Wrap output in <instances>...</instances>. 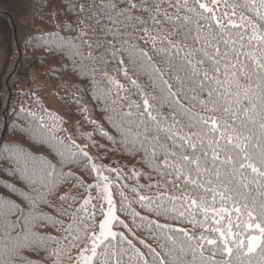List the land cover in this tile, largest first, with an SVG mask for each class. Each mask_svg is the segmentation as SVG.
Returning <instances> with one entry per match:
<instances>
[{"label": "trees", "instance_id": "trees-1", "mask_svg": "<svg viewBox=\"0 0 264 264\" xmlns=\"http://www.w3.org/2000/svg\"><path fill=\"white\" fill-rule=\"evenodd\" d=\"M201 2L212 7L210 0ZM26 3L27 11L0 3V15L16 27L4 80L6 96L2 100L0 92V193L9 194L5 184H11L28 197L36 198L37 192L45 194L48 203L37 198L36 214L45 219L34 224L31 231L36 235L28 241L23 238L21 225L6 229L0 218V264H76L79 251L98 231L104 215L105 202L99 187H95V171L89 155H83L87 152L68 136L60 116L40 100L37 82L51 85L57 101L76 118L79 134L89 148L101 154L107 163L118 219L113 224L115 238L109 237L97 252L110 243L122 255L124 264H143L144 260L154 264L150 251L153 249L164 258L165 264H172L168 250H174V255L183 261L200 264L199 254L193 261L191 251L187 250L189 244L197 242L189 237L216 238L218 233L212 228H226L229 219L235 222L237 214L232 211V202L221 198V193L227 194L231 186L223 179V168L220 180L209 172L201 179L203 188L187 185L186 177L177 178L173 169L166 168L164 149L154 139L159 135L160 143L169 151L179 152L183 149L173 148V141L163 139L166 132L157 129L171 128L168 135L178 130L180 134L189 131L183 127L189 118L181 114L169 95L167 84L173 86L171 91L177 93L180 105L192 113L228 119L222 113L205 110L200 102L208 100L207 89L199 92L185 79L186 73L177 70L185 53L181 50L177 54L168 41L190 48L195 25L187 23L186 28L177 32L167 23L129 21L126 19L129 13L119 15L127 7L124 0H26ZM110 3H116L117 8L108 7ZM188 8L195 11L189 12ZM168 11L173 14L175 10ZM203 11L196 0H188L180 15L196 21L200 20L197 13ZM241 11L256 23L264 24L254 12L237 9L238 13ZM223 12L231 10L221 0L214 14L222 18ZM132 14L146 21L149 16L139 10ZM231 19L240 23L238 16ZM200 24L201 35H207L208 30L203 27L206 22L200 20ZM213 27H217L214 22ZM144 28L148 32L142 31ZM188 29L192 33L185 41L182 34ZM232 31L235 34L237 30ZM240 31L246 38L236 47L244 44L242 52L255 51L247 44L251 29ZM152 37L156 38L155 45ZM198 56V53L193 55V63ZM177 76L183 80V86ZM145 99L151 107L146 108ZM148 112L156 116V121L151 120ZM214 138L219 139V133L204 137L209 159L210 141ZM175 142L180 143L178 137ZM29 179L35 183L30 184ZM49 188H52L51 194H48ZM25 196L11 193L12 199L27 210L30 206ZM188 197L195 199L197 205L189 207ZM86 199L91 203L85 205ZM201 201L205 202L207 212L199 207ZM220 208H227L231 217L225 212L221 219L212 211ZM11 219H19V214ZM243 220L241 216V227ZM233 231H239L235 223ZM246 236L247 233L239 237L245 244ZM39 237L54 239L34 248L32 242H39ZM182 247L186 253L180 252ZM137 253H142L143 259ZM211 255V251H204L205 257ZM215 259L222 262L225 256L217 254ZM252 259L258 260L259 252Z\"/></svg>", "mask_w": 264, "mask_h": 264}, {"label": "snow or ice", "instance_id": "snow-or-ice-1", "mask_svg": "<svg viewBox=\"0 0 264 264\" xmlns=\"http://www.w3.org/2000/svg\"><path fill=\"white\" fill-rule=\"evenodd\" d=\"M127 7L120 10L119 15L124 16L127 12L129 15L126 19L135 20L141 24L152 22L157 25L171 24L179 32L180 29L186 28L187 23L195 25V34L191 35L192 30L188 29L183 33V39L187 41L191 35L192 46L178 45L172 41H168L169 45L177 50V54L183 50L185 55L181 58L183 63L177 67L178 71L186 73L185 79L195 85V89L203 93L207 89V101H201L203 108L209 112L222 113L228 119L219 120L217 116H200L199 113H192L190 109L180 105L177 93L171 91L173 87L167 84L169 95L177 107L180 108L181 114L187 115L189 123L184 125L189 129L188 132L180 134L178 130L171 135V128L163 130L158 128L157 131H165L163 137L166 141H173L172 147L183 149L182 151H169L164 144L160 143L161 137H154L155 141L164 149V165L168 169L174 170V175L179 178L186 177L185 183L195 188H203L201 179L206 177L209 172L217 179L222 178L221 168H223V179L226 184L231 187L228 193H221V198L232 202V211L237 216L235 222L229 219L226 228L215 227L212 231L218 233L216 238L206 235L200 237H189L196 240V244H189L187 250L191 251L193 261L199 254L200 264H264V24H258L244 12H237V9H247L256 14L258 19L264 22V0H240L239 3H229L223 0L226 8L231 12H223L222 18H217L214 14L215 8L219 7L221 0H210L212 7L208 3L196 0V4L204 11L197 13L200 20H204L207 28V35H201L203 30L200 20L192 21L189 16H181L182 9L188 6V0H124ZM116 3H110L108 7L117 8ZM168 9H174L173 14H169ZM139 10L149 14L146 21L143 17L132 14ZM189 12H194V8H188ZM208 13L210 15H205ZM232 16H238L240 23L231 19ZM112 19L111 16L108 17ZM226 20V22H224ZM213 22L217 27H213ZM251 29V34L247 36V44L255 51L242 52L245 48L244 44L236 47L239 41L245 40V35L240 30ZM233 29L237 31L233 34ZM162 30V29H161ZM142 31L148 32L147 28ZM153 45L156 38L152 37ZM199 44L200 47H195ZM198 53L199 56L193 63V55ZM257 53H259L257 55ZM147 55L146 53H143ZM151 59V57H148ZM206 65V67H205ZM159 71V70H157ZM125 75L127 73L125 72ZM177 81L183 86L181 77H176ZM118 83V82H117ZM133 84L135 81L132 82ZM123 87V85H119ZM144 105L151 107L148 100H144ZM143 115V113H142ZM147 115L152 121H156V116L151 112ZM231 121V122H229ZM177 124L179 122H176ZM211 123V127H209ZM175 127V124L173 125ZM199 128L200 131H191ZM222 129V131H221ZM210 133H219V139H212V155L209 159L206 151L208 145L204 144V137ZM178 137L180 143L177 144ZM87 156V153H83ZM223 156V160H221ZM171 158V159H169ZM27 159V157H25ZM51 168V165H48ZM93 169L96 168L92 165ZM98 171V170H97ZM99 174V173H98ZM249 177H251L249 179ZM102 181H107L108 177L100 175ZM29 183H35L29 179ZM211 183V180L208 181ZM47 187V185H44ZM9 189V194L0 193V218L4 220L6 229H15L17 225L22 226L24 232V240L28 241L30 236H35L31 230L34 224L41 219H45L43 215L37 216V198L44 203H48L45 194L38 193L37 197L25 196V193L17 189L14 185L5 184ZM53 187H55L53 185ZM93 187V186H89ZM95 187H100L99 184ZM102 190L105 193L103 199L107 201L108 210L105 219L99 225V234L91 237V248H85L81 253L80 260L82 264H93L96 260L97 264H124L122 255L114 250V246L110 243L100 253L97 249L104 244L109 237L115 238L116 233L111 231L113 220L116 217L115 205L112 201V194L108 183H104ZM35 192L36 189L33 188ZM206 191H213L206 189ZM52 188L48 189L51 194ZM11 193H18L25 196L30 207L25 210L21 204L17 203L11 197ZM123 195V193H121ZM61 200L72 199V197H60ZM144 199V197H141ZM190 200L191 206H196L195 199ZM91 200L86 199L84 204H90ZM199 207L205 212V202L201 201ZM216 215L221 216L222 213L231 212L227 208L219 210L212 209ZM19 214V219L12 220L11 217ZM183 215V213H181ZM243 216V227H241L240 217ZM51 219V218H48ZM220 223L219 220L216 221ZM239 231H233V226ZM183 231V230H181ZM247 233V243L244 239H239ZM258 233V234H253ZM54 239L52 237H39V242L33 241L34 248L44 245L47 240ZM205 245L211 246L210 248ZM25 247L28 244L23 245ZM185 248H180L181 253H186ZM211 251L212 255L205 257L204 251ZM90 251V255H84V252ZM153 252L154 264H165V260L155 250ZM259 252V259L253 260ZM217 254L225 256L224 261H216ZM137 255L143 259L142 253ZM168 255L172 264H192L185 262L180 257L174 255V250H168ZM247 257L245 261L243 258ZM143 264H148L147 260Z\"/></svg>", "mask_w": 264, "mask_h": 264}, {"label": "rangeland", "instance_id": "rangeland-1", "mask_svg": "<svg viewBox=\"0 0 264 264\" xmlns=\"http://www.w3.org/2000/svg\"><path fill=\"white\" fill-rule=\"evenodd\" d=\"M1 4H7L10 5L12 7H16L19 6V8L24 9V11L28 10V6L26 3V0H0ZM8 13V12H7ZM9 14V13H8ZM16 27L14 28L11 24V22L9 21V19H7L5 16L0 15V92H1V100L5 98L6 94H4V80L6 77V67L7 65H9V55L12 52L13 49V36H14V32L16 33ZM44 83L41 82H37V87H39L40 89L38 90V95L39 98L42 102L45 103V105L47 106V108H49L50 110L54 111V113H56L58 116H60V120L63 123V127L65 129V132L68 134V136L77 143V145L83 149L85 152L88 153L90 159H91V163L92 165H95L96 168L94 169L95 171V179H96V183L100 185L99 189L100 192L102 194V197H104L105 193L102 190V186L104 183H108L110 190H111V194H112V201L113 204L115 205V209H116V203H115V198L113 196V192H112V184H111V180L108 174V170H107V163L105 161V159L103 158V156L97 152H94L93 150H91L87 144V142L84 140V138L79 134V129H78V122L76 120V118L73 116V114L71 113V111L67 108H65L62 104H60L57 101V97L54 96V90L51 88V85L46 83L45 86H43ZM2 103L0 104L1 107ZM98 170V171H97ZM99 173V174H98ZM100 175L106 176L108 177L107 181H102L100 179ZM105 202V210H104V215L100 221V223L103 222V220L105 219L107 210H108V204L107 201L105 199H103ZM117 212V211H116ZM116 217H117V213ZM115 220H113L112 225H111V231L116 233V229L114 228L113 224H114ZM100 229H98V231H96L94 234L98 235L99 234ZM92 234V236L94 235ZM91 236V237H92ZM91 238L88 242L87 245L83 246L81 248V250L79 251L78 255H77V259H76V264H82L80 257H81V253L83 252V250L85 248L90 249L91 248ZM84 255H90V251L88 252H84Z\"/></svg>", "mask_w": 264, "mask_h": 264}]
</instances>
